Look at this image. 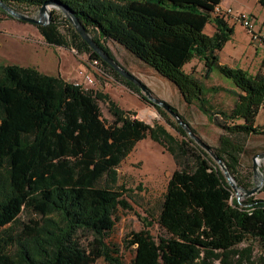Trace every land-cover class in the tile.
Returning <instances> with one entry per match:
<instances>
[{"label": "trees", "instance_id": "1", "mask_svg": "<svg viewBox=\"0 0 264 264\" xmlns=\"http://www.w3.org/2000/svg\"><path fill=\"white\" fill-rule=\"evenodd\" d=\"M0 1L40 8L50 0ZM51 1L73 13L116 62L108 41L170 81L185 103L198 102L222 129L210 148L240 187H250L252 165L246 171L241 155L245 136L264 135V126L255 123L264 108V65L250 73L219 63L218 52L233 34L226 20L213 16L221 0ZM257 2L264 8V0ZM0 12L12 17L1 7ZM49 13L46 24H34L47 44L87 54L102 73L154 106L177 134L158 123L149 126L100 90L33 66L0 63V264H95L99 259L124 264L106 237L117 209L128 207L122 197L127 190L111 185L117 166L147 135L167 150L177 168L157 216L166 236L155 241L146 230L130 233V264H264V253L251 252L252 241L264 247V199L238 200L207 151L104 62L60 9ZM61 22L65 34L59 31ZM207 24L214 27L210 36L203 31ZM191 59L203 63V79L216 69L231 80L237 91L229 111L213 112L205 105L202 83L183 71ZM99 101L106 104L110 122L101 118ZM22 211L26 221L18 218ZM245 241L248 246L236 248Z\"/></svg>", "mask_w": 264, "mask_h": 264}, {"label": "rangeland", "instance_id": "2", "mask_svg": "<svg viewBox=\"0 0 264 264\" xmlns=\"http://www.w3.org/2000/svg\"><path fill=\"white\" fill-rule=\"evenodd\" d=\"M10 7L31 17H37L39 11L38 7ZM52 9L49 8V10ZM55 11L60 13L57 9ZM213 16H215L214 12ZM228 23L233 25L231 21H228ZM210 27V24L205 27L206 32L210 30ZM59 31L62 34L67 32L64 22L60 23ZM244 42V37L239 32H235L232 40L227 45V49H231L232 46L238 48ZM106 45L110 48L117 62L144 83L153 97L176 109L180 118L193 129L194 134L201 141L211 147L217 145L218 136L222 129L208 119V114L198 102L185 103L177 88L166 78L137 60L122 46L110 41ZM248 46L244 48L238 58L235 56L233 60L227 59V62L231 65L229 67L246 68L251 71L250 73H253L264 65L261 50L256 51ZM222 57H224V54ZM0 63L33 66L42 73L60 75L63 79L79 83L85 88L100 90L108 94L122 109L134 112L135 118L149 126L158 123L163 125L171 134H177L154 106L115 81L112 75L102 73L98 67L89 62L87 54L78 53L76 48L67 49L49 45L34 24L8 17L2 12H0ZM80 70L85 71L92 77L93 82L88 85L89 87L83 83L79 73ZM183 71L202 83L205 95L204 103L213 112L222 110L220 105L229 106L232 103L233 98L229 93L209 89L215 86L227 89L231 87V80L220 74L216 69L213 70L211 77L205 80L202 78V63L199 60L191 59L183 66ZM142 94L144 95L143 92ZM98 106L101 118L106 122H110L112 117L107 111L106 104L99 101ZM160 108L167 113L170 122L177 123L172 115L164 108ZM257 126H264V110L258 116ZM244 140L245 152L241 155V163L246 170L248 166L252 165V157L257 153L264 152V135L252 134L245 136ZM176 168L177 165L167 150L147 135L135 143L115 169V184L111 185L109 179L104 180L103 183L111 185L113 188L122 186L123 189L127 190L122 197L126 200L128 207L117 209L114 215L113 229L106 237V242L118 249V256L124 264H130L134 254L133 248L127 245L130 233L146 230L155 241H158L159 237L166 236L165 231L157 223V216L167 181ZM259 169L263 175V184L253 196L254 198L264 199V190H262L264 187V158L259 161ZM254 184L252 174L249 188L253 187ZM234 196L240 201L246 197H237L235 194ZM17 215L19 219L26 221L27 214L25 211L19 212ZM3 222L4 219H0V224ZM251 244L252 253H264V247L260 244L255 241H252ZM248 245L249 243L245 241L237 245L236 248L244 249ZM95 264H105V262L99 259Z\"/></svg>", "mask_w": 264, "mask_h": 264}, {"label": "water", "instance_id": "3", "mask_svg": "<svg viewBox=\"0 0 264 264\" xmlns=\"http://www.w3.org/2000/svg\"><path fill=\"white\" fill-rule=\"evenodd\" d=\"M0 7L4 9L9 15H11L14 18H17L19 20H22L24 22H28L31 24H46L49 19V8H58L60 9L64 15L70 20V22L73 24L75 30L79 33V35L83 38V40L91 47V49L107 64H109L113 69H115L121 76H123L125 79L132 82L134 85H136L141 92L144 93V96L146 99L153 103L154 105H158L162 108H164L170 115H172L177 124H179L186 133L196 142L198 143L207 153L212 157V159L217 163V165L222 170L228 184L230 185L231 189L233 190L234 194L237 197L240 196H250L257 193L262 184H263V175L259 169V161L264 158V152L257 153L252 157V174L254 178V186L248 189L240 187L234 179L229 174L227 168L225 167L224 163L221 161V159L214 153V151L210 148L209 145L205 144L203 141H201L189 128L188 124L184 122L178 114H176L172 109L169 107L167 103L164 101L157 99L153 97L146 87L144 83H142L137 77H135L132 73H130L128 70L123 68L120 64H118L111 56H109L107 53L103 51L102 48L99 47V45L89 36L87 31L85 30L84 26L81 24V22L78 20V18L71 12L61 8L58 4H56L54 1H46L44 2L41 7L39 8L37 17H31L28 15L21 14L17 11H15L13 8L9 7L8 5L4 4L0 1Z\"/></svg>", "mask_w": 264, "mask_h": 264}, {"label": "crops", "instance_id": "4", "mask_svg": "<svg viewBox=\"0 0 264 264\" xmlns=\"http://www.w3.org/2000/svg\"><path fill=\"white\" fill-rule=\"evenodd\" d=\"M219 5L222 7H231L236 12H243V13H247V14L252 15L255 19L256 24L259 27L264 28V8L258 4L257 0H221ZM231 26L233 27V34L231 36V39L228 40L225 43V45L223 46V48L221 49V51L218 52L219 63L223 64V65H228V66H231V65L227 62V59L233 60L235 58V56H236V58H238L239 54L244 51V48L247 47V45H249L248 47H252L256 51L261 50L258 47L256 48L255 45H253L250 42L249 35H248V33L244 27H242L239 23H234ZM203 31L207 35L210 36L214 32V27L211 25L210 30L208 32H206L205 28ZM235 32H239L244 37L245 42L238 48L235 46H232L231 49H227V45L232 40ZM223 54H224V57H222ZM225 54H226V56H225ZM199 62H201V61H199ZM202 66H203V63H202ZM245 70H247L248 72H251L249 69L245 68ZM256 71H257V69H256ZM256 71H254L253 73H255ZM211 75H210V77H211ZM230 85H231V87L229 89L223 88V87H217V86H215V89H214V90L225 91L226 93H229L231 95V97L233 98L231 101L232 103L229 104V106L220 105L222 107V110H224V111H229L233 107V105L236 101V96H235L234 92L237 90L235 89V87L232 84H230ZM263 110H264V108H261L259 110V113H258V115L256 117V121H255L256 124H257L258 116L262 113Z\"/></svg>", "mask_w": 264, "mask_h": 264}, {"label": "built area", "instance_id": "5", "mask_svg": "<svg viewBox=\"0 0 264 264\" xmlns=\"http://www.w3.org/2000/svg\"><path fill=\"white\" fill-rule=\"evenodd\" d=\"M214 13L215 16L226 20L227 22L231 21L233 24L239 23L244 27L249 35L250 42L255 45L256 48L258 47L261 49L264 61V28H261L256 24L252 15L243 12H236L231 7H222L219 4L215 6ZM96 64L97 62L95 60L92 61V65ZM79 73L83 81L88 83L93 82L92 77L85 71L80 70Z\"/></svg>", "mask_w": 264, "mask_h": 264}, {"label": "bare ground", "instance_id": "6", "mask_svg": "<svg viewBox=\"0 0 264 264\" xmlns=\"http://www.w3.org/2000/svg\"><path fill=\"white\" fill-rule=\"evenodd\" d=\"M83 83L85 84V86H86V85L88 86L89 84H91V83H88V82H86V81H83ZM76 84H79V83H76ZM84 84H83V85H84ZM79 85H81V84H79ZM81 86H82V85H81ZM82 87H83V86H82ZM88 87H89V86H88ZM83 88H85V87H83ZM86 89H87V87H86Z\"/></svg>", "mask_w": 264, "mask_h": 264}]
</instances>
